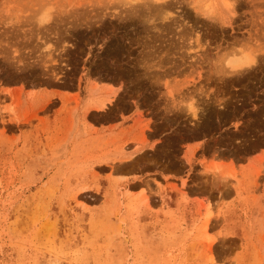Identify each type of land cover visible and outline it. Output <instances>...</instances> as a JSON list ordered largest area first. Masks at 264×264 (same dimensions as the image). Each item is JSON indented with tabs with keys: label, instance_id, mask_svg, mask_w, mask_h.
<instances>
[{
	"label": "rangeland",
	"instance_id": "1",
	"mask_svg": "<svg viewBox=\"0 0 264 264\" xmlns=\"http://www.w3.org/2000/svg\"><path fill=\"white\" fill-rule=\"evenodd\" d=\"M0 264H264V0H0Z\"/></svg>",
	"mask_w": 264,
	"mask_h": 264
},
{
	"label": "bare ground",
	"instance_id": "2",
	"mask_svg": "<svg viewBox=\"0 0 264 264\" xmlns=\"http://www.w3.org/2000/svg\"><path fill=\"white\" fill-rule=\"evenodd\" d=\"M163 0H156V2H162ZM145 4V3H144ZM146 5V4H145ZM160 5V4H159ZM158 5V6H159ZM224 7H226L227 9H229L230 8V5L228 4V3H225L224 2ZM161 8V7H160ZM162 9V8H161ZM167 9V8H166ZM157 10H158V8H157ZM159 11V10H158ZM204 12H206L207 14H211V15H209V17L210 16H212V14L213 13H216V11L214 12V8L212 7V4H209V5H207L206 6V10H204ZM158 13H160V11L158 12ZM213 15H215V14H213ZM217 15V14H216ZM215 15V16H216ZM213 18V17H212ZM217 18H219V16H217ZM222 20V18L220 19V21ZM254 57V55H245L243 58H236V61L234 62V61H232V62H230L229 61V67H230V69H233V70H237V72L239 71V73H241L242 71H244V70H242L241 72H240V69H242V68H245V67H247V68H249L248 66H250L251 64H253L254 62H256V55H255V57H254V59H253V57ZM257 63V62H256ZM255 63V64H256ZM254 65V64H253ZM253 65H251V66H253ZM227 70V69H226ZM236 72V71H235ZM236 72V73H237ZM231 73H234L233 71L231 72ZM243 73V72H242ZM241 73V74H242ZM192 111H194V110H192Z\"/></svg>",
	"mask_w": 264,
	"mask_h": 264
}]
</instances>
